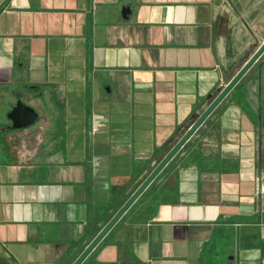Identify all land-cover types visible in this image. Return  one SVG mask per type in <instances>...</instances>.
<instances>
[{"label":"crops","instance_id":"obj_1","mask_svg":"<svg viewBox=\"0 0 264 264\" xmlns=\"http://www.w3.org/2000/svg\"><path fill=\"white\" fill-rule=\"evenodd\" d=\"M233 18L0 0V261L80 258L241 70ZM81 264H264V54Z\"/></svg>","mask_w":264,"mask_h":264},{"label":"water","instance_id":"obj_2","mask_svg":"<svg viewBox=\"0 0 264 264\" xmlns=\"http://www.w3.org/2000/svg\"><path fill=\"white\" fill-rule=\"evenodd\" d=\"M264 54V43L256 51L252 58L241 68L238 74L232 79V81L226 86L223 92L216 98L211 106L204 112V114L198 119V121L190 128L187 134L180 140V142L173 148V150L166 156L156 170L148 177V179L141 185L137 192L128 200V202L121 208L111 222L103 229L98 237L90 244L85 252L74 264H81L86 257L93 251V249L102 241L107 233L116 225L121 217L129 210V208L135 203V201L141 196L146 188L153 182L157 175L164 169V167L171 161V159L180 151L185 143L191 138V136L198 130V128L204 123V121L211 115V113L218 107V105L224 100V98L230 93V91L237 85V83L244 77V75L250 70V68L262 57ZM10 118L13 120V128L24 129L35 124L37 121L36 111L25 105L22 101H19L17 106L10 114Z\"/></svg>","mask_w":264,"mask_h":264},{"label":"rangeland","instance_id":"obj_3","mask_svg":"<svg viewBox=\"0 0 264 264\" xmlns=\"http://www.w3.org/2000/svg\"><path fill=\"white\" fill-rule=\"evenodd\" d=\"M233 11L236 65L243 67L264 43V0H226ZM0 264H7L0 261Z\"/></svg>","mask_w":264,"mask_h":264}]
</instances>
